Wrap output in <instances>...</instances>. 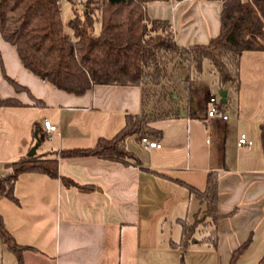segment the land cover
Wrapping results in <instances>:
<instances>
[{
  "label": "crops",
  "instance_id": "0c3cea01",
  "mask_svg": "<svg viewBox=\"0 0 264 264\" xmlns=\"http://www.w3.org/2000/svg\"><path fill=\"white\" fill-rule=\"evenodd\" d=\"M151 19L167 20L179 47L207 44L219 34L220 4L182 0L147 5ZM5 74L26 92H15ZM203 90L180 116L152 121L158 132L147 138L160 144L146 148L138 135L125 139L137 164L95 156H64L89 149L97 139L112 138L125 114L140 111V89L96 85L82 95L56 89L21 65L13 47L0 37V99L20 104L0 106V176L5 164L26 156L40 140L38 156L57 161L59 177L23 173L13 194L0 196V215L14 241L23 247L21 263L10 264H229L231 253L248 242L235 264H257L264 254V52H244L239 86L221 90L207 75L197 80ZM215 91L222 115L209 118L207 101ZM215 96V95H214ZM58 125L46 134L42 119ZM241 133L253 142L238 147ZM210 171L217 172L216 243L199 242L210 230L198 226L186 249L173 247L181 236L180 221L193 222L204 209L187 186L204 190ZM60 177L75 185L65 186Z\"/></svg>",
  "mask_w": 264,
  "mask_h": 264
},
{
  "label": "trees",
  "instance_id": "16d2710c",
  "mask_svg": "<svg viewBox=\"0 0 264 264\" xmlns=\"http://www.w3.org/2000/svg\"><path fill=\"white\" fill-rule=\"evenodd\" d=\"M65 1L0 0L2 41L15 49L24 69L58 90L82 95L96 85L138 87L140 111L125 114L124 126L112 138H99L93 147L63 152L64 156H95L137 164L136 157L125 148L127 137L156 135L158 132L148 126L150 122L179 117L198 93L195 84L202 75L209 76L221 90L227 86L237 90L242 54L264 52V0H206L220 4L219 34L207 44L187 48L176 44L169 21L151 19L146 11L150 3L182 0H81L78 6L70 3L71 16L64 20ZM1 71L15 92L28 93L3 68ZM19 104L13 98L0 99V106ZM261 137L263 141L264 121ZM48 154L47 158L26 155L5 164L0 196L17 203L13 189L23 173L58 178L57 161L50 157L53 153ZM217 177V172L210 171L202 191L187 186L204 209L194 215L191 224L180 221V240L172 243L173 247L186 249L198 226L210 227L199 242L215 245V224L221 218L217 211ZM60 179L65 186L75 185L69 179ZM0 241L21 263L22 251L29 247L14 241L1 215ZM247 245L245 242L231 253L229 264H235ZM257 264H264V254Z\"/></svg>",
  "mask_w": 264,
  "mask_h": 264
},
{
  "label": "built area",
  "instance_id": "2783aa9c",
  "mask_svg": "<svg viewBox=\"0 0 264 264\" xmlns=\"http://www.w3.org/2000/svg\"><path fill=\"white\" fill-rule=\"evenodd\" d=\"M69 3L78 6L81 4V0H68ZM222 109L219 106V101L217 97L214 95H210L207 101V116L209 118H215V117H220L221 120H226V116L222 115L221 112ZM41 127L42 129L46 132V134H55L58 132V125L55 123H52L49 119H42L41 120ZM140 142L149 149H159L160 144L155 142V141H150L145 137L140 138ZM253 142L247 137L246 134L241 133L238 137L237 140V146L238 147H251Z\"/></svg>",
  "mask_w": 264,
  "mask_h": 264
},
{
  "label": "rangeland",
  "instance_id": "374dc122",
  "mask_svg": "<svg viewBox=\"0 0 264 264\" xmlns=\"http://www.w3.org/2000/svg\"><path fill=\"white\" fill-rule=\"evenodd\" d=\"M70 16H71V5L69 2L65 1L62 4V17L64 20H67ZM207 65H209L208 62L205 63V67H207ZM195 85L197 87V84H195ZM197 88H199V87H197ZM198 91L200 93L203 92V90H201V89H198ZM214 95L217 98L219 97V93L217 91H215ZM6 172H7V170L5 169V173ZM13 261H14L13 257L10 254H8L7 252H5L3 245L0 241V264H10Z\"/></svg>",
  "mask_w": 264,
  "mask_h": 264
},
{
  "label": "water",
  "instance_id": "95a60500",
  "mask_svg": "<svg viewBox=\"0 0 264 264\" xmlns=\"http://www.w3.org/2000/svg\"><path fill=\"white\" fill-rule=\"evenodd\" d=\"M182 73L183 74H186V71H182ZM219 96L221 97V99H222V101H224V98H225V92L224 91H221L220 93H219ZM35 143H34V145L30 148V150L28 151V153L26 154L28 157H32V156H34L35 154H36V150H37V148L39 147V145H40V140H39V138H38V136H37V132H35Z\"/></svg>",
  "mask_w": 264,
  "mask_h": 264
}]
</instances>
